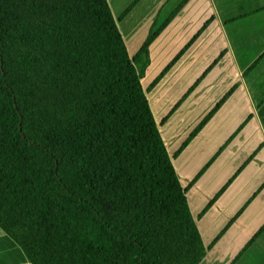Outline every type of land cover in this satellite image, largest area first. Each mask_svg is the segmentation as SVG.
I'll return each mask as SVG.
<instances>
[{"label": "trees", "instance_id": "16d2710c", "mask_svg": "<svg viewBox=\"0 0 264 264\" xmlns=\"http://www.w3.org/2000/svg\"><path fill=\"white\" fill-rule=\"evenodd\" d=\"M153 40L132 60L108 0H0V228L31 264L205 259L142 86Z\"/></svg>", "mask_w": 264, "mask_h": 264}, {"label": "crops", "instance_id": "0c3cea01", "mask_svg": "<svg viewBox=\"0 0 264 264\" xmlns=\"http://www.w3.org/2000/svg\"><path fill=\"white\" fill-rule=\"evenodd\" d=\"M148 1L134 9L145 5L136 27L127 24L134 11L118 26L132 60L155 35L142 86L207 250L201 264H264V0H154L155 20ZM108 2L118 24L126 9L116 17ZM214 63L202 94L168 118L161 107L182 96L171 91L178 76ZM203 96V106L225 105L197 131L205 115L190 113ZM0 264H31L1 228Z\"/></svg>", "mask_w": 264, "mask_h": 264}, {"label": "rangeland", "instance_id": "374dc122", "mask_svg": "<svg viewBox=\"0 0 264 264\" xmlns=\"http://www.w3.org/2000/svg\"><path fill=\"white\" fill-rule=\"evenodd\" d=\"M110 1L112 2L115 16H116V14L119 16L120 15V12L122 13L126 9V11L123 12L119 17L116 16L117 19H118V25H120L123 22V18L126 19L128 16H130L132 14V11H134V9L137 6H139V4H141L143 2V0H110ZM147 4L150 5L149 8H151V10H149V11L151 13L152 19L155 20L156 19V12H157L155 10L156 7H157L156 6L157 1L154 2V0H152V1L149 0L147 2ZM166 4H167V2H165L161 6V8H164ZM144 6L145 5H142L138 9V11L137 10L134 11L136 14L132 17V19H130L128 21L127 24H129L130 26L132 25V27H136V24L138 23V20L140 19L139 11ZM165 12H167V11H165ZM165 12H162L160 15H164ZM123 14H124V16H123ZM174 16H175V14L170 19L174 18ZM151 29H152V27L149 29V32L151 31ZM197 36H199V35H197ZM148 37L149 38L150 37H154V34H149L148 33ZM149 38H147L145 40L144 44L148 41ZM196 39H197V37H196ZM153 42H154V40H153ZM153 42H152V44H153ZM150 60L151 59H150V55H149V61ZM211 63H213V62L211 61ZM158 65L159 64H156V66H158ZM172 66H173V64L171 66L169 65V67L167 68V70H169ZM155 68H157V67H155ZM214 68H215V63L211 65L210 69L206 73H204V75L201 73V74H194V75H190V76L189 75H185V74L184 75L181 74L180 76H178L177 81L178 82H182L183 84L180 83L181 88H179V86H178V87L172 89L171 91L174 92L176 96H178V95H182V96L179 98L178 101H176V102L173 103V105H172L173 107L172 106L169 107V108L161 107V109H163L168 114L167 115L168 118L169 117H172L175 114V112L181 107V105L185 102V100L187 98H189L192 94L193 95L196 94L195 96H193V100L195 98H198L197 97L198 95H201L202 94V92L198 91V87L203 82V80L205 79L206 75L208 73H210ZM154 70L155 69L153 68V71ZM168 93H170L169 90H168ZM204 98H205V96L202 97V100ZM203 102H204V100L203 101H197V102L193 101V103H196V105H194L191 108L190 115H194V118H199V117L205 115L204 119L200 122L201 125L199 126V128L197 129V131H200L207 123H209L212 120V118L214 116H216L219 113V111H221L223 109V107L225 105V101H219V102L213 104L212 106L209 105V107H206V106H203V105H206L205 103L203 105H201ZM170 103L171 102L169 101L168 104L170 105Z\"/></svg>", "mask_w": 264, "mask_h": 264}]
</instances>
